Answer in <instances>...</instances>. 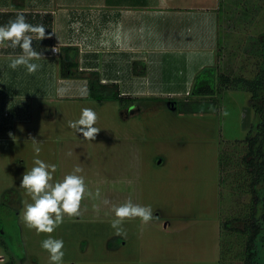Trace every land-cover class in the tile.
Returning <instances> with one entry per match:
<instances>
[{"label": "rangeland", "instance_id": "1", "mask_svg": "<svg viewBox=\"0 0 264 264\" xmlns=\"http://www.w3.org/2000/svg\"><path fill=\"white\" fill-rule=\"evenodd\" d=\"M219 7L218 72L253 78L264 60V0H219ZM251 96L233 89L219 105V95L201 98L208 108L215 101V111L194 114L179 113L165 97L124 105L58 100L54 118L36 105L32 120L9 128L0 141V264H49L50 254L41 247L49 235L64 240L63 264H227L224 221L244 214L251 200L245 194L230 201L231 175L243 170V140L258 133ZM185 98L184 90L174 100ZM84 108L97 113L94 141L68 125ZM34 145L41 148L38 157ZM36 158L56 166L53 183L80 166L92 193L82 200L79 217L65 215L50 234H37L22 219L32 201L20 182ZM225 162L234 163L232 171ZM129 199L150 205L153 219H125L118 235L111 227L114 206ZM256 251V264H264L260 237ZM229 264L243 263L235 258Z\"/></svg>", "mask_w": 264, "mask_h": 264}, {"label": "crops", "instance_id": "2", "mask_svg": "<svg viewBox=\"0 0 264 264\" xmlns=\"http://www.w3.org/2000/svg\"><path fill=\"white\" fill-rule=\"evenodd\" d=\"M219 11V0H0V25L23 13L26 22L46 28L42 40L28 33L41 53L36 73L8 67L22 50L0 46V141L9 128L30 122L38 104L54 118L58 100L95 101L91 79L118 85L135 103L179 98L184 90L189 96L197 74L218 64ZM65 48L77 64L69 78L61 75Z\"/></svg>", "mask_w": 264, "mask_h": 264}, {"label": "trees", "instance_id": "3", "mask_svg": "<svg viewBox=\"0 0 264 264\" xmlns=\"http://www.w3.org/2000/svg\"><path fill=\"white\" fill-rule=\"evenodd\" d=\"M70 52L69 48H65L61 59V75L65 78L71 77L73 68L77 67L70 57ZM260 68L261 70L255 77L248 78L243 75L233 76L220 73L217 64L197 74L188 96L189 99L185 98L186 100L177 102L174 98H170L174 106H177L179 113H211L215 111L211 104L215 106L216 102L213 101L208 108L205 106V103H208L201 98H214L219 95V105L221 95L225 91L243 89L251 93L252 106L259 115L260 119L256 128L258 133L255 136L248 135L243 140L246 144V154L242 156L243 170L238 169L233 171L232 175L230 174L233 178L230 201L234 203L245 194H249L251 200L243 210L244 214H232L224 221V247L225 244L228 246V252L225 254L227 264L232 263L235 258L240 259L243 264H256V246L259 237L264 243V60L260 62ZM89 86L90 97L99 103L117 101L124 105L137 100V98L123 96L116 84L105 85L101 84L98 79H91ZM233 165V162L229 164L225 162L226 167L224 168L232 171ZM234 235L237 240H233ZM4 244L7 245L5 242Z\"/></svg>", "mask_w": 264, "mask_h": 264}, {"label": "clouds", "instance_id": "4", "mask_svg": "<svg viewBox=\"0 0 264 264\" xmlns=\"http://www.w3.org/2000/svg\"><path fill=\"white\" fill-rule=\"evenodd\" d=\"M28 33H34L42 40L46 36V28L26 22L25 15L19 13L15 20L0 25V46H10L13 49L19 47L22 54L12 58L8 67L15 70L24 66L29 74H33L40 67L33 61L38 60L41 53L34 49L33 37ZM58 94L65 95L66 90L59 89ZM96 122L97 113L91 108H84L79 119L69 121L68 125L77 133H82L85 140L94 141L100 131V128L95 126ZM40 151L41 148L34 145L37 157ZM34 165L30 170L27 169L20 182V186L26 190L32 201L26 205L22 219L25 225L29 229H35L37 234H50L64 222L65 215L79 217L82 200L92 193L87 189L84 176L80 175L83 172L80 166H76L62 181L53 183L55 165L47 164L39 158L34 159ZM96 195H99V191ZM114 212L116 219L111 221V227L118 235L123 232L121 225L125 219L139 218L142 224H147L153 219V209L150 205L135 204L131 199L120 206H114ZM41 247L50 254L49 264H63V239L49 235L41 241Z\"/></svg>", "mask_w": 264, "mask_h": 264}, {"label": "built area", "instance_id": "5", "mask_svg": "<svg viewBox=\"0 0 264 264\" xmlns=\"http://www.w3.org/2000/svg\"><path fill=\"white\" fill-rule=\"evenodd\" d=\"M54 49H56V51L53 50V52H54L55 54H57V53L59 52V47L57 46V47H55Z\"/></svg>", "mask_w": 264, "mask_h": 264}, {"label": "water", "instance_id": "6", "mask_svg": "<svg viewBox=\"0 0 264 264\" xmlns=\"http://www.w3.org/2000/svg\"><path fill=\"white\" fill-rule=\"evenodd\" d=\"M173 108H174V104H172Z\"/></svg>", "mask_w": 264, "mask_h": 264}]
</instances>
